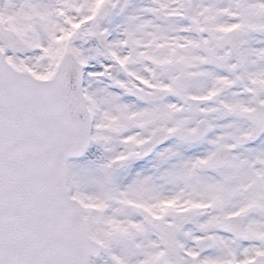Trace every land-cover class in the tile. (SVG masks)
I'll return each instance as SVG.
<instances>
[{
    "label": "snow or ice",
    "instance_id": "obj_1",
    "mask_svg": "<svg viewBox=\"0 0 264 264\" xmlns=\"http://www.w3.org/2000/svg\"><path fill=\"white\" fill-rule=\"evenodd\" d=\"M0 264H264V0H0Z\"/></svg>",
    "mask_w": 264,
    "mask_h": 264
}]
</instances>
